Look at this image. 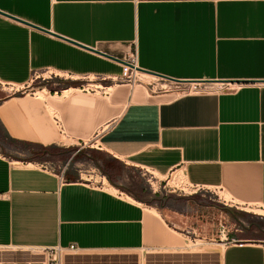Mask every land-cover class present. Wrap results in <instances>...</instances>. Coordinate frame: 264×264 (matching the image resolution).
Wrapping results in <instances>:
<instances>
[{
  "label": "crops",
  "instance_id": "0c3cea01",
  "mask_svg": "<svg viewBox=\"0 0 264 264\" xmlns=\"http://www.w3.org/2000/svg\"><path fill=\"white\" fill-rule=\"evenodd\" d=\"M42 71L67 85L0 96V247L184 254L131 170L264 210V0H0V85ZM61 137L116 191L43 170ZM230 241L219 264H264L263 228Z\"/></svg>",
  "mask_w": 264,
  "mask_h": 264
},
{
  "label": "rangeland",
  "instance_id": "374dc122",
  "mask_svg": "<svg viewBox=\"0 0 264 264\" xmlns=\"http://www.w3.org/2000/svg\"><path fill=\"white\" fill-rule=\"evenodd\" d=\"M136 75L140 80L145 79L139 74ZM48 76L49 73L44 71L36 74L19 92L0 85V96L11 93L38 94L43 90L51 91L67 85L60 84L62 80L59 78L51 76L48 79ZM83 83L86 84V80ZM139 83L135 81L134 85L138 86ZM60 143L64 145L51 150L53 155L37 160L51 165L57 172L64 168V171L73 169L84 180L98 183L102 179L103 168L97 157H82L79 153L71 157L70 149L86 146H71L73 142L66 138ZM126 172L128 176L135 177L132 184L136 185L139 192H144L142 199L150 201L147 205L155 208L151 213L160 223L163 225L160 219L163 218L162 212L172 223L164 227L173 235V244L180 246L179 250L184 254H168L166 250L149 248L132 253H110L0 247V264H45L53 257L61 264H219V254L232 238L244 235L246 231L264 229V214L253 211L259 209L257 206L240 205L231 200L225 202L223 199L226 195L218 189L194 192L181 174L160 177L144 170ZM158 203H163V207Z\"/></svg>",
  "mask_w": 264,
  "mask_h": 264
},
{
  "label": "built area",
  "instance_id": "2783aa9c",
  "mask_svg": "<svg viewBox=\"0 0 264 264\" xmlns=\"http://www.w3.org/2000/svg\"><path fill=\"white\" fill-rule=\"evenodd\" d=\"M125 62L129 63L130 65H132L134 67H136L135 55L132 54L130 57L127 58V60ZM241 86L242 85H239V86L233 87L231 89L227 88V90H228V92L232 93V92H235L237 89H239ZM41 167H42L43 170L48 171L50 173H58L57 171H55V169L51 165H49L47 163H42L41 164ZM64 170H65V168L62 170V172ZM79 176L81 178L80 173H79ZM87 183L88 184H91V182H90L89 179L87 180ZM92 184H94L95 187L96 186H99V185H102L100 183H95V182H92ZM225 240L227 241V238ZM70 250H74V248L73 247H70ZM45 264H61V263L56 258L53 257L50 261H47Z\"/></svg>",
  "mask_w": 264,
  "mask_h": 264
},
{
  "label": "bare ground",
  "instance_id": "6f19581e",
  "mask_svg": "<svg viewBox=\"0 0 264 264\" xmlns=\"http://www.w3.org/2000/svg\"><path fill=\"white\" fill-rule=\"evenodd\" d=\"M45 90H43V91H41V92H39L38 94H36L39 98H41L42 100H45L46 99V97L48 96V92L46 91V92H44ZM70 92L72 91V90H69ZM65 95H67V92H65L64 93V96ZM48 110H50V109H48ZM51 111V110H50ZM49 111V112H50ZM52 112V111H51ZM0 114L3 116V111H0ZM34 135H36V134H34ZM64 137H61L60 138V141H64ZM55 141V140H54ZM40 142V141H39ZM87 181V180H86ZM98 183H100V184H102L103 185V188L104 189H106V190H109V191H112V192H115L116 190L113 188V187H111L108 183H107V181H106V179L105 178H102ZM223 196V195H222ZM128 198V197H127ZM225 202H227V201H230L231 199H230V196H225L224 197V199H223ZM154 211V210H153ZM253 211H257V213L258 214H264V212H263V210H261V209H258V210H254L253 209ZM264 216V215H263Z\"/></svg>",
  "mask_w": 264,
  "mask_h": 264
},
{
  "label": "trees",
  "instance_id": "16d2710c",
  "mask_svg": "<svg viewBox=\"0 0 264 264\" xmlns=\"http://www.w3.org/2000/svg\"><path fill=\"white\" fill-rule=\"evenodd\" d=\"M54 148L52 147H47V148H41V147H33V150H34V154H35V159H42L43 157H45L46 155H53V153H51V150H53ZM102 173L104 176H106L108 179H109V175H108V172L104 169H102ZM132 196L138 200H143L141 199V197L139 195H136L135 193H132ZM157 199V197H155ZM142 202H146V203H149L150 204V201H142ZM160 205V207H163V203H158Z\"/></svg>",
  "mask_w": 264,
  "mask_h": 264
},
{
  "label": "water",
  "instance_id": "95a60500",
  "mask_svg": "<svg viewBox=\"0 0 264 264\" xmlns=\"http://www.w3.org/2000/svg\"><path fill=\"white\" fill-rule=\"evenodd\" d=\"M97 53H99V54H101V55H103V56H106V57H108V58H110V59H112V60H115V61H117V62H119V63H121V64H123V65L129 67L130 69L139 70L137 67H134V66L130 65L129 63L125 62V61H122V60H120V59H116V58H113V57H109L108 55H105V54L100 53V52H97Z\"/></svg>",
  "mask_w": 264,
  "mask_h": 264
}]
</instances>
